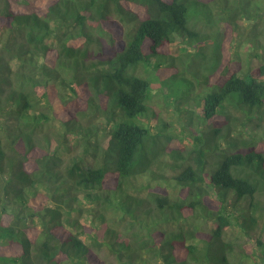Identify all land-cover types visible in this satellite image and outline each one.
<instances>
[{
	"label": "trees",
	"instance_id": "1",
	"mask_svg": "<svg viewBox=\"0 0 264 264\" xmlns=\"http://www.w3.org/2000/svg\"><path fill=\"white\" fill-rule=\"evenodd\" d=\"M0 36V264H264V0H0Z\"/></svg>",
	"mask_w": 264,
	"mask_h": 264
},
{
	"label": "rangeland",
	"instance_id": "2",
	"mask_svg": "<svg viewBox=\"0 0 264 264\" xmlns=\"http://www.w3.org/2000/svg\"><path fill=\"white\" fill-rule=\"evenodd\" d=\"M242 24L249 31L252 29L253 21L245 20L244 22L242 21ZM220 27H221V30L225 33V35H231L232 27H231L230 23H222ZM244 31H245V29H244ZM4 36L5 35H3V38H4ZM233 40H235L234 54L241 61V64H242L240 71H244L246 69H249L250 58L248 59V53L251 49V44L244 37H241L239 35L235 36L233 38ZM0 41H1V38H0ZM177 50L179 51V49H177V47H176L173 49V52L176 53V52H178ZM14 66L15 67L17 66L16 63L14 64ZM165 82H170L172 87H173V90L176 89V90L180 91L181 95H183V96L189 95V80L187 78H185L184 74H182L178 77H166ZM202 86L203 85L200 86L201 90H205V88H204L205 85L203 87ZM199 90L200 89H197V91H195V92H198ZM157 97H158V95H155V102L153 103L154 106H156V109L158 111H161L162 115L165 117L166 120L169 121V123L173 126L174 130H176L177 133L183 135L184 137H187V139L185 141L180 142V146L181 147L188 146L190 144L189 135H188L189 127L188 126L185 128L182 127V122L188 118L187 113L185 111H182V113H178V111L174 108L175 106L173 104H165L162 102L161 103L158 102L160 104L159 105L157 103V101H158ZM188 97L185 99V101L188 99ZM78 105H79V103H78ZM78 105L75 104V102L72 103L71 109L76 110L79 108H83L82 104H80V106H78ZM188 106H189V104H188ZM53 127H55V129L62 130V126L59 123H53ZM70 139H71V142L74 141V139L72 137ZM172 142L175 144V143H177V140H174ZM82 154L83 153H82L81 144H75L73 152L71 155L76 156V157H81V156H84ZM70 156H69V158H70ZM91 161H94V157L91 155H88L86 162L90 164ZM70 163H71L70 160L65 162L66 165H68ZM168 173H170V171ZM244 203H245V201H244ZM239 231L240 230L237 226L231 227L229 229L228 234H232V232L238 233Z\"/></svg>",
	"mask_w": 264,
	"mask_h": 264
}]
</instances>
